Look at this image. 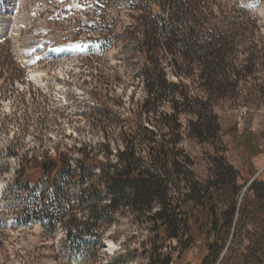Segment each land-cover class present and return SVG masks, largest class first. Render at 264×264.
<instances>
[{"label":"rangeland","instance_id":"1","mask_svg":"<svg viewBox=\"0 0 264 264\" xmlns=\"http://www.w3.org/2000/svg\"><path fill=\"white\" fill-rule=\"evenodd\" d=\"M209 3L216 16L221 10L238 9L245 31L236 62L242 68L252 66L250 73L243 69L245 76L235 94L209 99L206 105L213 108L222 132L232 125L241 131L247 125L260 134L264 131V0ZM148 5L152 14L160 12L158 0H0V186L4 187L0 193V264H147L153 249V234L145 219L125 209L109 210L90 232L67 239L71 218L89 220L92 216L77 200L80 190L105 192L99 168L93 175L87 173L83 187L71 176L65 179L61 196L73 208L65 203L69 211L57 214L59 223L51 226L26 220L21 208L31 198L53 193L46 186L48 174L35 192L17 187L21 161L28 159L25 169L32 179L41 175V162L50 158L61 157L75 169L83 147L102 159L108 153L110 163L115 164L130 119L138 120L142 135L152 130L160 140L158 135L168 136L170 131L160 118L176 111L181 124L179 147L190 157L197 177L205 178L215 168L212 146L189 134V120L194 117L175 97L180 77L166 57L161 61L168 86L162 97L151 98L143 83L138 42L143 38L139 27ZM20 19L23 22L17 24ZM187 81L192 94L203 95L195 75ZM148 98L147 104L139 106ZM172 98L179 102L173 105ZM222 141L225 159L247 176V164L231 136L224 134ZM251 162L255 174L250 183L257 176L264 179V152ZM247 187H242L239 201ZM172 195L180 197L177 192ZM237 225L227 237L226 248L231 245L233 252L226 254L225 248L221 256L260 253L264 264V212L254 210ZM182 250L180 242L170 239L163 252L178 259ZM205 251L200 238L184 250L180 264H202Z\"/></svg>","mask_w":264,"mask_h":264},{"label":"trees","instance_id":"2","mask_svg":"<svg viewBox=\"0 0 264 264\" xmlns=\"http://www.w3.org/2000/svg\"><path fill=\"white\" fill-rule=\"evenodd\" d=\"M158 1L160 12L152 14V6L148 5L139 27L143 33L138 42L144 62L143 83L151 98L162 97L168 86L161 61L166 57L175 75L180 77L175 84L179 87L175 97L186 104L189 111H185L194 117L189 120V134L198 142L212 146L215 168L202 179L195 174L190 157L179 147L178 112L160 118L164 126L169 124L170 127L169 137L158 135L160 140L152 130L142 135L134 117L129 120L126 139L117 150L115 164L110 163L108 153H104L103 160L91 148L83 147L75 169L61 157L50 158L45 168L41 162V175L32 179L25 169L28 159L21 161L20 175L15 178L17 187L35 192L42 177L48 174L46 186L53 193L35 200L31 198L21 208V214L26 220L36 219L51 226L59 223L57 214L66 212L65 203H69L61 196L65 179L71 176L83 187L87 173L93 175V170L99 168L105 179V192L99 193L96 188L91 192L87 188L80 190L77 200L86 205L92 218H71L67 239L90 232L109 210L125 209L135 217L144 218L153 234V249L147 264H180L184 250L196 245L200 238L206 250L202 264H262L260 253L229 256H221V253L227 247L229 233L236 231L243 216L252 215L254 210L264 212V179L254 178L242 199L237 198L255 174L251 159L264 152V131L251 132L247 125L239 131L232 125L222 132L213 108L206 105L209 99L235 94L239 81L245 76L243 69L251 71L252 64L242 68L236 62L237 47L245 31L238 20V9L221 10L220 16H216L209 0ZM194 75L201 85L202 96L192 94L189 89L187 79L192 80ZM194 101L196 104L191 105ZM148 102L149 98L139 106ZM169 102L174 105L179 101L172 98ZM224 134L231 136L234 148L242 153L248 167L247 176L225 159ZM173 192L180 197H174ZM103 201L107 204L102 205ZM71 207L68 204V208ZM170 239H176L183 246L178 259L163 252ZM226 249V254L234 250L231 245Z\"/></svg>","mask_w":264,"mask_h":264},{"label":"bare ground","instance_id":"3","mask_svg":"<svg viewBox=\"0 0 264 264\" xmlns=\"http://www.w3.org/2000/svg\"><path fill=\"white\" fill-rule=\"evenodd\" d=\"M22 22H23V21L20 19V20H18L17 24H20V23H22ZM0 29H1V28H0ZM31 76H32V74H31ZM33 76H34V75H33ZM33 76H32V77H33ZM1 186H2V185H1ZM1 186H0V193H2L3 188H4L3 186H2L3 188H2ZM1 190H2V191H1ZM0 195H1V194H0Z\"/></svg>","mask_w":264,"mask_h":264},{"label":"water","instance_id":"4","mask_svg":"<svg viewBox=\"0 0 264 264\" xmlns=\"http://www.w3.org/2000/svg\"><path fill=\"white\" fill-rule=\"evenodd\" d=\"M6 22H8V21H6ZM46 167V163L43 165V168H45ZM250 184V182L247 184V186Z\"/></svg>","mask_w":264,"mask_h":264}]
</instances>
